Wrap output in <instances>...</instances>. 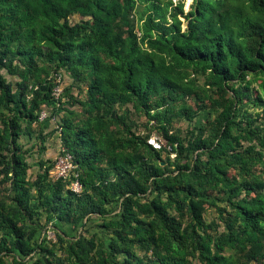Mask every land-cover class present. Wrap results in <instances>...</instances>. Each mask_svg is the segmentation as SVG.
<instances>
[{"label": "trees", "instance_id": "1", "mask_svg": "<svg viewBox=\"0 0 264 264\" xmlns=\"http://www.w3.org/2000/svg\"><path fill=\"white\" fill-rule=\"evenodd\" d=\"M0 264H264V0H0Z\"/></svg>", "mask_w": 264, "mask_h": 264}, {"label": "rangeland", "instance_id": "2", "mask_svg": "<svg viewBox=\"0 0 264 264\" xmlns=\"http://www.w3.org/2000/svg\"><path fill=\"white\" fill-rule=\"evenodd\" d=\"M172 1L175 3L178 0H172ZM183 2H184V11H187L189 9V5L191 4L192 0H183ZM182 26L184 28L185 27V23H183ZM3 73H4V75L6 76V78L8 80L14 79V77L8 75L4 70H3ZM69 82H70V78L67 77V76H64L61 79V84H60L62 89ZM44 112H45V117L49 115V109H45ZM207 115H208V113H206V112L201 114L200 116H198L195 119L196 122H198V123L203 122ZM132 119H134V120L136 119L135 121L137 122V124L135 125V129H136V131L138 133H143V132L146 131V129L143 126L146 123V117L144 115H142V114H140V115L133 114L132 115ZM57 121H59V116L58 117L55 116V117L50 118L49 121H48L49 125L44 131L47 132V131L55 130L57 128ZM187 126H188V122L185 121V120L175 121L174 124H173V130L178 128V129H180V132L184 135L185 132H186ZM19 141H21L24 144L25 147H30L31 145L34 144L35 145L34 146L35 147L34 150H36V147L39 144V140H37L35 135H33L32 137H29L28 135L23 134V135L20 136ZM45 145H46V150L43 152L41 157L43 159H45V160L55 161V163H56L58 157L61 155L60 151H61V148H62V140H61V137H60V131L59 130L54 131V133H52L50 136H48L46 138ZM37 159H38V154L36 152H33V154H31V156L28 158V161L31 164V167L28 170L30 178H34L36 176L37 172L39 171V166H38ZM212 217H213L212 210L210 208H208L207 212H206V218H207V220H210ZM93 223L95 224V222H91V221L89 222V225L91 226V229L93 228V226H92ZM81 229L82 228L80 227L77 230H73L72 231L73 232L72 236L78 234L79 231H81ZM47 234H48V236L50 235L49 237H51V238L54 237V234H53V232L50 229L48 230Z\"/></svg>", "mask_w": 264, "mask_h": 264}, {"label": "built area", "instance_id": "3", "mask_svg": "<svg viewBox=\"0 0 264 264\" xmlns=\"http://www.w3.org/2000/svg\"><path fill=\"white\" fill-rule=\"evenodd\" d=\"M62 90V87L61 85H56L54 88H53V91H52V94L55 98H58L59 95H60V92ZM45 117V112L42 111L40 113V119H43ZM148 143L150 145H152L154 148L156 149H159L160 148V143L158 142L157 140V137L152 135L151 137L148 138ZM73 167L72 165V162H71V156L69 154H61L53 169L51 170V175L54 177V178H58V177H65L67 175V173L69 172V170ZM72 188L75 190V191H78L79 190V184L77 182H74L72 184ZM50 236V235H49Z\"/></svg>", "mask_w": 264, "mask_h": 264}]
</instances>
